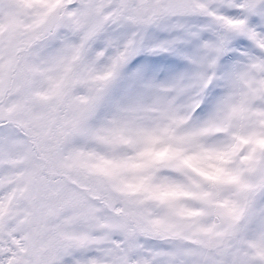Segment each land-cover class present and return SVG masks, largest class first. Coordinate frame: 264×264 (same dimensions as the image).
<instances>
[{"label":"snow or ice","instance_id":"snow-or-ice-1","mask_svg":"<svg viewBox=\"0 0 264 264\" xmlns=\"http://www.w3.org/2000/svg\"><path fill=\"white\" fill-rule=\"evenodd\" d=\"M0 30V133L111 205L13 213L0 264H264V0H0Z\"/></svg>","mask_w":264,"mask_h":264},{"label":"rangeland","instance_id":"rangeland-1","mask_svg":"<svg viewBox=\"0 0 264 264\" xmlns=\"http://www.w3.org/2000/svg\"><path fill=\"white\" fill-rule=\"evenodd\" d=\"M28 30L25 27L20 29L21 32ZM5 35L7 32L0 30V38ZM5 127L7 130L0 133V206L7 212L0 213V220L13 213L23 215L26 209H30L28 217L32 229L44 236L56 215L79 210L84 214L82 219L91 226L95 217L111 207L107 201L93 199L87 184L54 173L44 166L43 161L33 158L24 141L11 131L12 128L18 129L19 125L6 124ZM28 188H31L30 207L26 205L28 198L23 197ZM56 209L58 212L54 215ZM26 223L28 220L22 221L20 226H27ZM186 258L191 257L186 254Z\"/></svg>","mask_w":264,"mask_h":264},{"label":"flooded vegetation","instance_id":"flooded-vegetation-1","mask_svg":"<svg viewBox=\"0 0 264 264\" xmlns=\"http://www.w3.org/2000/svg\"><path fill=\"white\" fill-rule=\"evenodd\" d=\"M36 169V168H35ZM44 173H46V171L44 172ZM23 197L24 198H28L27 200H26V205H27V207H30V205H31V201L29 200V198L31 197V188H28L27 190H26V192H25V194L23 195ZM57 209L55 210V212H54V215H56L57 214ZM44 217V216H43ZM28 219H29V217H28ZM26 225H28V223H26ZM38 233V232H37Z\"/></svg>","mask_w":264,"mask_h":264}]
</instances>
